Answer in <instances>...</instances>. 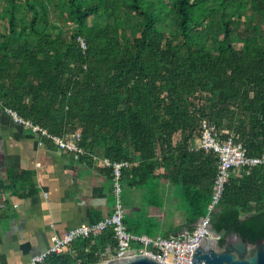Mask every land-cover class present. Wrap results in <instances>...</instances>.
Returning a JSON list of instances; mask_svg holds the SVG:
<instances>
[{
    "label": "trees",
    "instance_id": "16d2710c",
    "mask_svg": "<svg viewBox=\"0 0 264 264\" xmlns=\"http://www.w3.org/2000/svg\"><path fill=\"white\" fill-rule=\"evenodd\" d=\"M0 100L52 132L80 130L91 154L129 160L126 184L151 187L156 205L171 183L169 212L186 219L165 234L193 230L220 160L196 145L202 119L264 154V0H0ZM211 224L222 242L264 238V164L232 168ZM77 241L76 254L39 264L95 263L116 245L113 228Z\"/></svg>",
    "mask_w": 264,
    "mask_h": 264
},
{
    "label": "crops",
    "instance_id": "0c3cea01",
    "mask_svg": "<svg viewBox=\"0 0 264 264\" xmlns=\"http://www.w3.org/2000/svg\"><path fill=\"white\" fill-rule=\"evenodd\" d=\"M110 170L100 158H76L54 142L41 143V137L15 122L0 102V264H27L50 246L54 234L112 212ZM153 192L144 185L128 187L124 179L126 215L131 222L149 226L160 219L167 231L169 221H185L184 212H169L174 207L171 183L163 205L154 204ZM81 243L76 240L67 252L76 254ZM114 247L108 245L105 250ZM101 252L98 262L105 258Z\"/></svg>",
    "mask_w": 264,
    "mask_h": 264
},
{
    "label": "built area",
    "instance_id": "2783aa9c",
    "mask_svg": "<svg viewBox=\"0 0 264 264\" xmlns=\"http://www.w3.org/2000/svg\"><path fill=\"white\" fill-rule=\"evenodd\" d=\"M79 40L82 47L86 48V40L83 37H79ZM4 109L15 122L38 134L41 137V143L45 140L54 142L60 148L73 153L76 158L84 155H93V157L100 158L105 165L111 168L112 174L113 211L95 221L83 222L74 226L64 234H54L50 246L34 254L27 264H39L53 254L67 252L69 247L79 238L97 236L108 228H113L114 230L116 245L112 250L101 252L105 257L104 260L146 253L170 264H204L203 262H192V255L206 236H211L218 240L222 239V234L213 230L211 218L212 213L218 208L223 197L232 168L264 164V154L249 155L243 143L235 140L234 134H230L227 137L222 136L215 123L208 118H203L201 121L202 133L196 145L214 150L220 157L208 211L196 221L193 230L183 228L166 235H150L146 232L130 230L125 221L124 172L131 165L129 160H113L110 157L91 154L90 151L81 145L82 132L80 130L68 135H61L52 132L49 128L35 122L33 119L23 116L13 107L4 106Z\"/></svg>",
    "mask_w": 264,
    "mask_h": 264
},
{
    "label": "water",
    "instance_id": "95a60500",
    "mask_svg": "<svg viewBox=\"0 0 264 264\" xmlns=\"http://www.w3.org/2000/svg\"><path fill=\"white\" fill-rule=\"evenodd\" d=\"M192 262L204 264H264V238L255 242L236 231L228 233L222 242L206 236L192 255ZM89 264H170L158 258L138 253L124 258H110Z\"/></svg>",
    "mask_w": 264,
    "mask_h": 264
},
{
    "label": "rangeland",
    "instance_id": "374dc122",
    "mask_svg": "<svg viewBox=\"0 0 264 264\" xmlns=\"http://www.w3.org/2000/svg\"><path fill=\"white\" fill-rule=\"evenodd\" d=\"M177 210H178L179 214L181 212H183L182 209H177ZM134 231H137V230H134ZM139 232H146V233H149L150 235H164L166 233V231L162 228V224L158 227L157 230H155V232H153L152 230H146V229L145 230L144 229H139Z\"/></svg>",
    "mask_w": 264,
    "mask_h": 264
}]
</instances>
